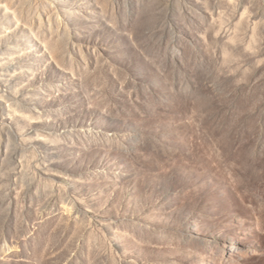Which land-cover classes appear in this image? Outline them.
<instances>
[{"label":"rangeland","instance_id":"obj_1","mask_svg":"<svg viewBox=\"0 0 264 264\" xmlns=\"http://www.w3.org/2000/svg\"><path fill=\"white\" fill-rule=\"evenodd\" d=\"M0 264H264V0H0Z\"/></svg>","mask_w":264,"mask_h":264}]
</instances>
